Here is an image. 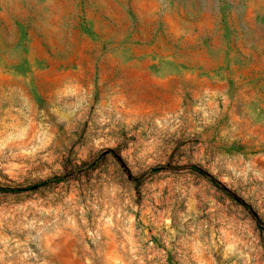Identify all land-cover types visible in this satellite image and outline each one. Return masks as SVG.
Returning a JSON list of instances; mask_svg holds the SVG:
<instances>
[{
	"label": "rangeland",
	"instance_id": "374dc122",
	"mask_svg": "<svg viewBox=\"0 0 264 264\" xmlns=\"http://www.w3.org/2000/svg\"><path fill=\"white\" fill-rule=\"evenodd\" d=\"M0 264H264V0H0Z\"/></svg>",
	"mask_w": 264,
	"mask_h": 264
},
{
	"label": "trees",
	"instance_id": "16d2710c",
	"mask_svg": "<svg viewBox=\"0 0 264 264\" xmlns=\"http://www.w3.org/2000/svg\"><path fill=\"white\" fill-rule=\"evenodd\" d=\"M194 171H196L197 173L202 174L205 178H207L209 181H211L214 185H218L217 181H215L209 174H207L206 172L202 171L201 169L197 168V167H193ZM33 189V188H31ZM245 207H248L247 205L244 204Z\"/></svg>",
	"mask_w": 264,
	"mask_h": 264
}]
</instances>
